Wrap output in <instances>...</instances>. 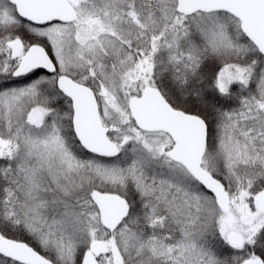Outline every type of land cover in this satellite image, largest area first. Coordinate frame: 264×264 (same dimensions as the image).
<instances>
[{
	"label": "snow or ice",
	"instance_id": "obj_1",
	"mask_svg": "<svg viewBox=\"0 0 264 264\" xmlns=\"http://www.w3.org/2000/svg\"><path fill=\"white\" fill-rule=\"evenodd\" d=\"M0 264H264V0H0Z\"/></svg>",
	"mask_w": 264,
	"mask_h": 264
}]
</instances>
